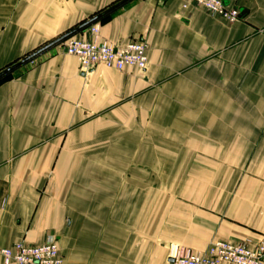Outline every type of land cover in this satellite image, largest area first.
I'll list each match as a JSON object with an SVG mask.
<instances>
[{"label": "crops", "instance_id": "obj_1", "mask_svg": "<svg viewBox=\"0 0 264 264\" xmlns=\"http://www.w3.org/2000/svg\"><path fill=\"white\" fill-rule=\"evenodd\" d=\"M223 1L238 22L185 0H0V73L99 15L102 41L149 46L145 72L83 73L57 45L0 82L2 247L54 236L66 264H168L171 245L264 238V0ZM163 128L181 158L218 161V185L105 182L110 198L83 200L98 161L129 158L116 144Z\"/></svg>", "mask_w": 264, "mask_h": 264}, {"label": "built area", "instance_id": "obj_2", "mask_svg": "<svg viewBox=\"0 0 264 264\" xmlns=\"http://www.w3.org/2000/svg\"><path fill=\"white\" fill-rule=\"evenodd\" d=\"M185 1L184 9L192 6L201 8L229 23H236L241 17L239 10L228 7L223 0ZM88 31L90 38L79 39L72 36L60 44L66 54L77 58L83 73L98 67L118 71L128 68L141 72L147 70L149 46L145 40L115 46L100 39L98 23L90 25ZM36 64L35 60L27 63L30 69ZM0 256L4 264H66L58 240L54 236L48 237L46 242L39 246L23 242L11 247L0 245ZM168 264H264V238L255 243L214 241L203 253L185 247L171 246Z\"/></svg>", "mask_w": 264, "mask_h": 264}, {"label": "rangeland", "instance_id": "obj_3", "mask_svg": "<svg viewBox=\"0 0 264 264\" xmlns=\"http://www.w3.org/2000/svg\"><path fill=\"white\" fill-rule=\"evenodd\" d=\"M174 130L177 134H185V129L182 127ZM175 131L169 128H163L155 133L154 129H149L145 135L146 142L142 144L137 143L136 140L138 139V134L135 132L134 134H131L128 143L116 144L114 149L115 153H119L122 149L124 151H129V158H118L113 161H108V163H106V160L98 161V165L95 168L98 174L96 176L97 184L92 183L90 185L92 191L93 187H97L98 191H95V193L94 191L86 193L83 190V200L90 197H93L94 199H106V197L110 198V196H107L105 191V182H120L130 185L146 184L152 186L156 184L163 186V189H168L169 186L176 184L179 189V196L189 194L187 193V187L191 185H194L195 187H201L202 184L209 185L210 187L218 185L219 176L212 174L217 171L218 161L212 158H181L182 154L180 153L185 151V149L182 150L176 148V145L173 146L169 144L170 134ZM192 132L193 131H190L189 134L195 135V133ZM153 136L160 137L161 143L157 145L154 144L153 141L155 137ZM177 146L185 147L183 143L181 145L178 144ZM154 147L157 149L156 154L159 158H155L154 156ZM173 151H178V154L175 155ZM111 167L113 168L112 175H110ZM105 168L108 169L107 172L105 171ZM154 169H157V172H155ZM202 169L207 171V173L203 174ZM225 179L227 183H233L232 179L229 177L225 176ZM166 194L169 195L168 191ZM193 194L196 198L197 195H200V192L196 191Z\"/></svg>", "mask_w": 264, "mask_h": 264}, {"label": "water", "instance_id": "obj_4", "mask_svg": "<svg viewBox=\"0 0 264 264\" xmlns=\"http://www.w3.org/2000/svg\"><path fill=\"white\" fill-rule=\"evenodd\" d=\"M102 16L99 15L93 19H91L90 21H87L86 23L80 25L78 28L74 29L73 31L66 33L65 35H63L62 37L58 38L57 40L53 41L52 43L48 44L47 46L43 47L42 49H39L37 52L33 53L32 55L26 57L25 59H23L21 62L13 65L12 67L6 69L5 71L0 73V80L3 79L4 77H6L7 75H9L11 72H13L14 70L26 65L27 63H29L30 61L36 59L37 57H39L41 54H43L44 52L48 51L49 49L60 45L61 43H63L65 40H67L68 38L78 34L79 32L83 31L84 29L88 28L90 25L94 24L95 22H97Z\"/></svg>", "mask_w": 264, "mask_h": 264}, {"label": "trees", "instance_id": "obj_5", "mask_svg": "<svg viewBox=\"0 0 264 264\" xmlns=\"http://www.w3.org/2000/svg\"><path fill=\"white\" fill-rule=\"evenodd\" d=\"M102 19H103V17L100 18V20H102ZM7 77H8V75L6 77H4L3 79H1L0 82H2L3 80L7 79Z\"/></svg>", "mask_w": 264, "mask_h": 264}]
</instances>
